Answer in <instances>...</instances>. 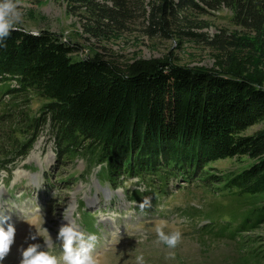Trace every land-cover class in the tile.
<instances>
[{"label":"trees","instance_id":"trees-1","mask_svg":"<svg viewBox=\"0 0 264 264\" xmlns=\"http://www.w3.org/2000/svg\"><path fill=\"white\" fill-rule=\"evenodd\" d=\"M78 2L90 37L107 40L142 29L152 38L205 42L221 52L233 51L217 68L191 67L170 56L115 63L103 53L80 56L84 46L75 34L65 38L41 30L35 36L15 25L0 46V118L22 119L5 95L43 103L37 115L22 124L13 121L12 127H19L10 155L15 151L25 158L40 128L49 125L61 169L84 158L106 164L101 174L115 187L137 177L155 195L168 192L181 178L190 185L203 183L212 195L238 196L243 211L230 212L224 224L207 216L209 223L197 231L201 237L210 233L233 239L244 253L239 264L264 260V234L257 233L264 226V128L249 133L264 124V81L247 63L231 62L237 51H248L250 60L257 52L264 54V0ZM224 8L243 34L221 28L210 37L203 31L210 26L206 16ZM238 157L246 161L237 172L207 170L212 161Z\"/></svg>","mask_w":264,"mask_h":264},{"label":"rangeland","instance_id":"rangeland-1","mask_svg":"<svg viewBox=\"0 0 264 264\" xmlns=\"http://www.w3.org/2000/svg\"><path fill=\"white\" fill-rule=\"evenodd\" d=\"M20 3L23 15L16 25L34 32L50 30L65 35V38L75 34L77 41L84 46L80 52L82 57L97 52L115 63H130L138 59L170 56L177 59L175 62L191 67L217 68L218 61L230 59L228 56L233 51L221 52L205 42L152 38L143 33L141 27L140 31L115 33L107 40L90 37L85 30L88 24L86 15L78 0H20ZM206 18L210 26L203 31L210 37L221 28L229 33H244L232 24V15L227 8L213 11ZM247 53L237 51L231 62L240 66L247 63L249 70L264 81V54L257 52L255 56L260 57L250 60ZM5 96L7 104H13L17 109L15 116L20 110L22 119L17 121L14 117L13 120L19 124L24 122V118L37 115L43 103L31 97L23 100L17 96L10 99L9 94ZM13 121L3 122L0 118V216H9L8 223L16 228L15 244L3 264H19L18 249L33 243L41 244V250L61 258L63 250L59 242L46 249L42 237L46 235L45 228L55 241L59 227L66 223L63 220L66 209L76 219L81 231L97 237L93 250L97 264H136L138 255H143L145 264H239L244 259L241 256L244 253L233 239L222 235L212 237L210 233L201 237L197 231L209 223L207 216L224 224L230 212L243 211L245 206L238 196L212 195L203 183L190 185L181 178L170 185L168 192L155 195H150V189L144 185L147 183L137 177L127 178L122 185L115 187L107 176L101 174L106 164L84 158L65 163L61 169L55 137L49 125L40 128V135L25 158L15 151L10 155L11 138L19 127V124L12 127ZM263 128L264 124L256 125L249 133ZM243 160L246 161L239 157L212 161L207 170L211 173L237 172ZM64 180H68L67 183L58 184ZM222 190L221 187L217 193H222ZM146 196L151 198V207L141 209L139 205ZM87 218H90L88 224ZM162 223L165 233L181 232L182 240L176 249H168L156 242L155 227ZM3 226L6 228L7 224ZM30 233H39L41 237L28 239ZM257 233L264 234V226ZM260 242L263 244L264 238ZM170 252L175 253L174 258L169 256ZM252 264H264V260Z\"/></svg>","mask_w":264,"mask_h":264},{"label":"clouds","instance_id":"clouds-1","mask_svg":"<svg viewBox=\"0 0 264 264\" xmlns=\"http://www.w3.org/2000/svg\"><path fill=\"white\" fill-rule=\"evenodd\" d=\"M20 8V0H0V46H5L3 41L11 35V32L15 30V25L21 21L23 13ZM32 35L38 36L39 33L33 32ZM139 206L141 209L150 208L151 198L144 197ZM9 220V216H0V264H3L15 244L16 228L8 223ZM63 220L66 223L59 227L55 241L45 228L46 235L42 237L46 249H51L55 242H59L63 250L62 257L57 258L50 251L41 250V244L33 243L26 248L18 249L20 251L19 264H97L93 255L97 237L94 234L86 235L81 231L80 225L68 214L67 209L63 213ZM4 224H7L6 228ZM164 227L163 223L155 227L156 242L164 244L168 249H176L182 240L181 232L177 230L165 233ZM37 236L41 237L39 233H30L28 239L36 240ZM169 256L174 258L175 253L170 252ZM135 260L136 264H145L143 255L136 256Z\"/></svg>","mask_w":264,"mask_h":264}]
</instances>
